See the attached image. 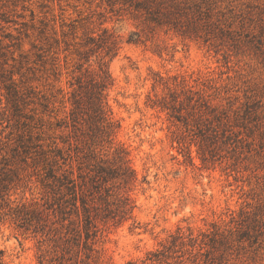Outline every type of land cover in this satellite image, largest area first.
Listing matches in <instances>:
<instances>
[{"label":"rangeland","instance_id":"rangeland-1","mask_svg":"<svg viewBox=\"0 0 264 264\" xmlns=\"http://www.w3.org/2000/svg\"><path fill=\"white\" fill-rule=\"evenodd\" d=\"M107 3L0 0V158L17 162L5 197L12 206L41 205L56 229L34 231L2 214L4 264H264V0H230L226 15L236 36L214 43L163 30L128 41L135 22ZM104 29L118 41L116 54L105 58L112 78L106 98L118 128L113 143L88 136L87 147L70 125L71 83L88 64L97 69L94 53L79 70L77 50ZM199 97L210 107L202 125L208 131L152 105L175 101L186 113ZM204 143L212 148L205 159ZM117 146L128 152L137 179L130 188L112 179L109 191L97 192L85 177L96 202L87 203L96 206L90 223L79 200L77 209L65 203V213L62 203H46L53 193L45 183L53 179L45 157L66 158L80 183L84 171L93 173L91 147L105 160ZM118 192L129 194L132 207L107 213L122 204ZM177 233L183 243L168 249ZM204 233L208 246H201Z\"/></svg>","mask_w":264,"mask_h":264},{"label":"trees","instance_id":"trees-1","mask_svg":"<svg viewBox=\"0 0 264 264\" xmlns=\"http://www.w3.org/2000/svg\"><path fill=\"white\" fill-rule=\"evenodd\" d=\"M107 2L110 12H114L119 17L125 16L135 22L136 29L130 33L128 41L137 42L142 40L143 35L153 33L155 30H163L164 32L171 31L181 38L200 39L205 43H214L216 40L223 42L228 38H233L237 32V29L231 28L233 24V21L230 20L231 15H226L234 9L230 4V0H107ZM242 26V23H240V27ZM117 42V38L113 33L104 29L98 38L88 35L81 45L84 49L77 50L80 59V63L77 64L79 70L90 61V57L94 53H96L98 60L97 69L90 68V64H88L71 83L75 84V87L71 92L70 125L73 131H79L86 138L82 145L87 147H90V143L87 141L88 136L92 140L95 139L93 142L96 141L95 143L98 145L113 143L118 128V123L112 117L106 98V90L112 84V78L105 60L106 57L112 58L116 54ZM4 78L5 70L0 62V80L4 81ZM6 86L9 87L11 84ZM188 98L191 100L193 96L190 94ZM195 103L191 105L193 110H187L186 113H182L184 107L176 105L175 101L170 103L165 99L154 100L152 105L170 107L174 111L173 115L176 120L182 121L188 126H192L190 121L195 120L193 126L199 131L203 129L208 131V125L202 127V125H205L203 123L204 118L207 119L204 116L208 114V108H210L208 101L199 97L195 99ZM211 130L213 134L217 133L215 127H212ZM80 146L75 143L74 147L77 149ZM201 149L203 159H205L206 152L212 151V148H209L206 143L202 144ZM91 153L94 162L91 169L93 173L90 176L86 174L87 171H84L80 175L82 177L80 183L73 177L72 168L67 164L66 158L61 157L63 158L61 163L55 158H44L49 176L53 179L51 182L47 181L45 183L53 193L51 201L46 203H62L59 205V210L61 213H65L68 208V205H64L65 203H71V207L77 209L76 203L79 200V203L84 204L86 218L89 223L94 215L89 209L96 207L94 204L87 205V203H96L91 197L92 192H89V186L96 188L97 192L101 190L109 191L114 185H105L110 180L116 179L119 180V188H130L137 179L136 173L130 165L128 152L123 147L117 146L111 159H98L100 150L97 151L96 147H91ZM187 157L191 159L188 152ZM23 161L25 160L23 159ZM16 173L17 162L15 157L9 159L2 155L0 158V217L2 214L9 215L20 227L32 226L34 231L46 229L56 235V229L52 225L53 222L50 221L49 214L41 205L34 202L12 206L5 197L6 192L4 191L8 189L12 176ZM85 177L91 180V185L89 184L88 187ZM106 196L110 195L107 193L104 197V201L109 203ZM116 199V203L122 204L118 205L115 211L109 210L107 213L115 212L114 215H116L121 211L130 210L132 207L130 203H133V200L126 192L124 194L118 192ZM229 230L231 234L233 230ZM75 233L78 236L80 235L77 229ZM242 233L244 235V231ZM213 234L216 235L217 231H214ZM188 238L192 241L197 239L192 235ZM176 242L183 243V234L177 233L174 235L168 249L176 245ZM216 242L214 237L210 239L211 249L215 247ZM201 244V246H208V234H203ZM0 264H4L1 251Z\"/></svg>","mask_w":264,"mask_h":264}]
</instances>
